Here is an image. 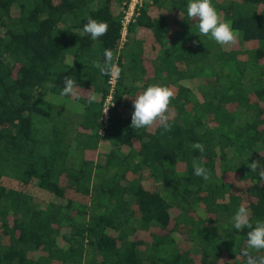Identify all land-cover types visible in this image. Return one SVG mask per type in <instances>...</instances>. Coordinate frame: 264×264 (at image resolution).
<instances>
[{
  "label": "trees",
  "instance_id": "1",
  "mask_svg": "<svg viewBox=\"0 0 264 264\" xmlns=\"http://www.w3.org/2000/svg\"><path fill=\"white\" fill-rule=\"evenodd\" d=\"M113 1L126 7L130 0H0V264H245L250 229H224L225 245L217 233L241 204L253 226L264 222V178L248 167L264 166V0L226 8L212 0L238 35L211 57L196 35L198 21L187 17L188 0H143L126 35L124 6L117 12ZM88 17L107 22V35H81ZM105 49L122 69L115 87L97 67ZM209 59L215 69L197 76ZM229 61L238 79L223 67ZM64 76L85 97H65L77 112L45 97L61 96ZM152 84L175 92L172 127L163 134L130 127L132 99ZM87 90L97 96L92 104ZM194 158L221 180L194 175ZM230 159L241 168L223 171ZM160 178L173 184L168 197Z\"/></svg>",
  "mask_w": 264,
  "mask_h": 264
},
{
  "label": "clouds",
  "instance_id": "2",
  "mask_svg": "<svg viewBox=\"0 0 264 264\" xmlns=\"http://www.w3.org/2000/svg\"><path fill=\"white\" fill-rule=\"evenodd\" d=\"M187 17L198 21L197 35L200 37L208 36L221 46L234 45L237 42V31L232 27L231 22L221 18L212 0H188ZM181 18L184 19L182 16ZM108 30L107 22L88 17L87 22L83 25L81 35H89L92 40H97L101 36L107 35ZM194 43L196 42L194 41ZM114 57L113 50L105 49L104 64L103 66L97 65V67L102 75L118 79L122 69L113 62ZM46 87L53 88L55 84L49 82ZM87 93V103H94L97 100L96 94L91 90H87ZM60 95L75 98L77 101L85 98L81 93V87L77 85L76 79L72 76H64V87L60 91ZM174 98L175 92L168 86L160 84L148 86L146 90L132 99L134 111L131 114L130 127L135 130L159 127L163 130L161 134L170 131L172 127L170 121L173 119L170 104ZM108 109L109 107L104 114L108 112ZM191 147L200 153L205 151L204 145L200 142L193 143ZM203 164V160L193 159L194 175L208 181L211 179V172ZM248 167L252 172H258V175L264 178V166L258 160L248 164ZM232 223L236 230L250 229L247 232V245L241 249V255L246 258L245 264H264V255H259L264 251V222L257 221L253 226L248 207L241 204L232 217Z\"/></svg>",
  "mask_w": 264,
  "mask_h": 264
},
{
  "label": "rangeland",
  "instance_id": "3",
  "mask_svg": "<svg viewBox=\"0 0 264 264\" xmlns=\"http://www.w3.org/2000/svg\"><path fill=\"white\" fill-rule=\"evenodd\" d=\"M232 1L233 0H221L222 7L226 8L227 5H229ZM112 5H113V7L115 8V10L117 12H119L121 10V8L124 6L121 3H118V2L116 3V1H113ZM223 8L222 9L217 8L216 10L219 12L220 16L223 15V20H226L227 17L224 14L225 12H223ZM220 10H221V12H220ZM12 12H13L14 15L18 14L19 13V8L17 6H13ZM199 39L202 41V43H201L202 47L206 50L207 53H209L208 55L210 57L216 55L219 51H222V46L217 44L214 40L210 39L208 36H201ZM206 64L207 65L205 66V64L203 65V63L201 62L198 65V68H201V69L196 72L197 76L201 77V76L207 75L209 72H211V71H213V69H215V65H213L211 60L207 61ZM223 67L224 68L226 67L227 71H229L231 79H238L239 72L235 69V67H233L232 62L229 61L228 63L223 64ZM50 99L53 100L54 98H50ZM71 103H69L70 106L76 107V103H72V104ZM55 104H56V106L61 108L62 106L66 105L67 102L66 101L65 102L64 101H56ZM71 109L75 110L76 108H71ZM72 114H73L72 112L68 113V117H69L68 119H70V120L73 119ZM72 124H71V127L73 126ZM207 126H208V124H207ZM220 131L222 133L226 134V135L227 134L230 135V132L233 133L231 131V129H230V131H228L226 129L221 128ZM236 141H237V143H239L241 145L242 144L245 145L248 149H252L253 150V149H261V148H263V145L261 143H255V142L251 143L247 139H240L239 140L237 138ZM99 148H100V144H99ZM73 158L75 159V157H73ZM241 162L242 161L239 160V159H232V160L230 159V160L224 161L222 163L223 171H226L227 169H230V168H233V169L235 168V170H238L242 166ZM99 175L101 177L100 173H99ZM93 178H96L94 171H93ZM220 178L221 177H218V175H216L215 172L213 171L212 174H211L210 182L216 183V182L221 180ZM4 183H6V184L8 183L9 186L12 185V187H15L17 185V183H15V182H13L11 180H7V179H5ZM159 184L162 186V188H161L162 189V193H164L168 197L169 194L172 193V190H173L172 182L170 180H165L164 181L162 178H160L158 185ZM229 192H230L229 187L225 186L224 193H227L226 197H225L226 199L228 198L227 195H228ZM33 195L39 196L41 199L47 200L48 202L54 201L55 203H53V204H55V205L56 204L59 205L60 203L64 204V202H65L64 200H60V199L55 198V197L53 198L52 196H50L47 193H38L37 191H35V193H33ZM215 200H217V201L220 200L221 201L222 200V194L218 195L216 193ZM2 205L4 206V203H2ZM51 206L56 209L55 206H53V205H51ZM224 229H225V232H231V234L234 232L235 228L233 227L232 218L226 220L224 225H223V223L221 221V227H220V230H219V232L217 234L223 239V240H221L223 245L227 244L226 243V240H227L226 234L227 233L224 232ZM205 234L206 233H204L201 238L199 237L198 242H197L198 245L193 248V251L195 253H199L200 244L202 243L201 239L205 238ZM96 264H100V263L97 262Z\"/></svg>",
  "mask_w": 264,
  "mask_h": 264
},
{
  "label": "built area",
  "instance_id": "4",
  "mask_svg": "<svg viewBox=\"0 0 264 264\" xmlns=\"http://www.w3.org/2000/svg\"><path fill=\"white\" fill-rule=\"evenodd\" d=\"M142 3H143V0H130L129 3H127L126 7L124 6V9H123V11H124L123 24L125 26L124 35L127 34V30H126L127 26L130 24L131 21L134 20L136 15H138V8L142 5ZM109 82L112 85V87H115L117 79L110 77ZM112 100H113L112 95H110L106 99V102L104 104V108H103V112H102V118H101L103 123H104L103 129L105 127H107V125L109 123L110 106L114 105ZM108 107H109L108 112L106 114H104ZM103 129L101 130V133H103Z\"/></svg>",
  "mask_w": 264,
  "mask_h": 264
},
{
  "label": "crops",
  "instance_id": "5",
  "mask_svg": "<svg viewBox=\"0 0 264 264\" xmlns=\"http://www.w3.org/2000/svg\"><path fill=\"white\" fill-rule=\"evenodd\" d=\"M116 3H117V1H116ZM150 3H152V0H150ZM45 97L46 98H48L49 100H51L50 98H54L52 101H54V102H56V101H66L67 102V104L66 105H64V106H66V108H69L70 110H72V111H76L77 112V110H73V109H71V108H73L72 106H70L69 105V103H76L74 100H72V99H69V98H65V97H62V96H58V95H54V94H47V95H45ZM71 103V104H72ZM63 104V103H62ZM63 123V122H62ZM91 149H94L95 150V147L94 146H91ZM100 148H99V146L96 148V150L98 151Z\"/></svg>",
  "mask_w": 264,
  "mask_h": 264
}]
</instances>
